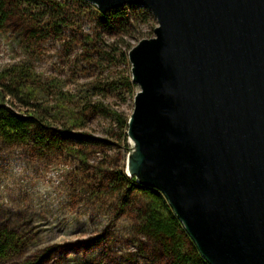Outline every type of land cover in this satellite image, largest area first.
I'll return each instance as SVG.
<instances>
[{
  "label": "water",
  "instance_id": "95a60500",
  "mask_svg": "<svg viewBox=\"0 0 264 264\" xmlns=\"http://www.w3.org/2000/svg\"><path fill=\"white\" fill-rule=\"evenodd\" d=\"M144 7L125 172L158 190L208 264H264V0H83Z\"/></svg>",
  "mask_w": 264,
  "mask_h": 264
},
{
  "label": "rangeland",
  "instance_id": "374dc122",
  "mask_svg": "<svg viewBox=\"0 0 264 264\" xmlns=\"http://www.w3.org/2000/svg\"><path fill=\"white\" fill-rule=\"evenodd\" d=\"M68 1L75 33L65 31L64 40L50 38L30 52L18 46L19 28L25 24L17 19L8 22L6 32H0V70L25 60L38 73L64 80L65 89L72 91L97 78L118 84L122 75L131 77L128 59L100 64L85 59L81 43L85 35L101 29L95 23L100 11L83 0ZM123 7L129 15L146 12V21L130 19L127 32L118 28L104 32L102 43L123 39L132 47L153 36L157 22L149 10ZM92 58L97 59L94 54ZM131 84L130 91L120 86L109 91L104 101L129 115L138 91ZM110 127V120L100 114L90 118L81 131L105 143L87 147L85 159L0 140V229L13 231L16 237V248L0 264H21L44 255L41 264H167L157 248L135 233L130 216L117 205L121 194L113 195L106 183L114 172L126 174L128 153Z\"/></svg>",
  "mask_w": 264,
  "mask_h": 264
},
{
  "label": "trees",
  "instance_id": "16d2710c",
  "mask_svg": "<svg viewBox=\"0 0 264 264\" xmlns=\"http://www.w3.org/2000/svg\"><path fill=\"white\" fill-rule=\"evenodd\" d=\"M68 2L0 0V32L5 33L8 22L13 19L22 20L25 25L19 28L21 39L18 46L25 52L36 49L50 38L55 41L64 40L63 32L75 30L76 25L70 21L72 12ZM146 17L144 11L129 15L125 7L105 13L98 12L95 23L101 29L94 31L91 36L85 35L81 43L85 59L97 64L109 59L125 62L131 46L123 39L109 44L102 43V33L117 28L127 32L126 26H131L130 19L144 22ZM104 46L109 51H105ZM92 54L97 57L96 60ZM130 78L122 75L118 84L114 81L102 82L97 78L82 85V89L72 91L65 89L64 80L38 73L28 61L9 64L0 70V140L8 144L35 147L40 151L83 158L88 153L87 147L105 143V140L95 139L81 131L90 118L100 114L110 120V128L116 130V139L124 142L128 152V115L104 99L109 91L119 86L130 91ZM100 182L103 184L102 180ZM106 183L112 188L113 195L116 192L121 194L117 205L130 216L135 233L146 239L152 249L157 248L167 264H208L158 190L139 185L134 177L126 176L123 170L108 176ZM13 233L0 229V260L7 257L10 249L14 251L16 248ZM44 257L21 264H41Z\"/></svg>",
  "mask_w": 264,
  "mask_h": 264
}]
</instances>
